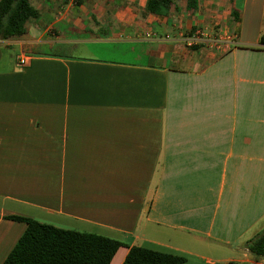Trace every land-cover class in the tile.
I'll return each mask as SVG.
<instances>
[{
    "label": "crops",
    "instance_id": "1",
    "mask_svg": "<svg viewBox=\"0 0 264 264\" xmlns=\"http://www.w3.org/2000/svg\"><path fill=\"white\" fill-rule=\"evenodd\" d=\"M146 3L31 0L39 17L0 40V264L26 229L10 216L123 243L110 264L130 247L264 264L246 253L264 232V0Z\"/></svg>",
    "mask_w": 264,
    "mask_h": 264
},
{
    "label": "trees",
    "instance_id": "2",
    "mask_svg": "<svg viewBox=\"0 0 264 264\" xmlns=\"http://www.w3.org/2000/svg\"><path fill=\"white\" fill-rule=\"evenodd\" d=\"M81 0H76V4ZM171 0H147L145 11L155 16L167 15ZM196 0H188L195 10ZM39 17L31 0H0V40L25 34L27 23ZM24 223L26 229L2 264H110L118 249L126 247L114 239L58 229L29 218L10 216ZM249 255L264 260V232L246 244ZM185 259L142 247H130L122 264H183Z\"/></svg>",
    "mask_w": 264,
    "mask_h": 264
},
{
    "label": "rangeland",
    "instance_id": "3",
    "mask_svg": "<svg viewBox=\"0 0 264 264\" xmlns=\"http://www.w3.org/2000/svg\"><path fill=\"white\" fill-rule=\"evenodd\" d=\"M33 6H35L33 4ZM8 51H4L2 52V60L4 63L7 62L8 60ZM42 223V222H40ZM45 222H43L42 224H44ZM146 248V247H145ZM155 249V251L161 252V253H169L172 255H176L179 257H183L185 259V262L183 264H205V262H209L208 264H227L225 262H219V260L221 259V257L223 256L224 253H226L225 249H220V251L222 252V254H217L215 252H205L201 247H194V248H189V247H181L179 251H173V250H165V249H161V248H153ZM187 252H193L198 254V256L200 255L203 260H201L199 257H195L192 254H187ZM223 258V257H222ZM117 260V259H115ZM116 263V261H114V264Z\"/></svg>",
    "mask_w": 264,
    "mask_h": 264
},
{
    "label": "built area",
    "instance_id": "4",
    "mask_svg": "<svg viewBox=\"0 0 264 264\" xmlns=\"http://www.w3.org/2000/svg\"><path fill=\"white\" fill-rule=\"evenodd\" d=\"M72 1H73V3H75L76 0H72ZM261 46L264 48V39L261 42ZM30 60H31L30 57L25 56V55H21L17 59V64L19 67H26L28 65V63L30 62ZM246 253H249L247 249H246ZM259 261L264 262V260H259ZM259 261H256V262H259Z\"/></svg>",
    "mask_w": 264,
    "mask_h": 264
}]
</instances>
